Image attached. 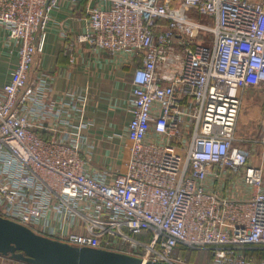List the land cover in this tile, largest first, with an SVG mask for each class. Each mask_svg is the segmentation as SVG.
I'll use <instances>...</instances> for the list:
<instances>
[{"label":"built area","instance_id":"obj_1","mask_svg":"<svg viewBox=\"0 0 264 264\" xmlns=\"http://www.w3.org/2000/svg\"><path fill=\"white\" fill-rule=\"evenodd\" d=\"M82 1L0 0L16 58L0 89V216L144 261L194 264L185 246L211 251L203 264H264V168L237 144L244 94L264 89V0H88L84 31L61 28L71 64L76 42L137 61L118 172L92 169L88 97L53 98L48 75L31 76L54 12ZM226 173L245 193L208 187Z\"/></svg>","mask_w":264,"mask_h":264},{"label":"crops","instance_id":"obj_2","mask_svg":"<svg viewBox=\"0 0 264 264\" xmlns=\"http://www.w3.org/2000/svg\"><path fill=\"white\" fill-rule=\"evenodd\" d=\"M87 4L88 0L75 7L65 3L54 12L44 49L35 56L31 76L48 75L53 98L64 99L68 93L85 94L88 97L85 118L91 126L84 132L96 148L92 154L93 169L96 170L94 165L108 170L125 165L126 169L129 150L122 147V140L127 143L125 134L131 118L128 100L133 89V61L122 54L95 50L86 43L76 42V60L71 64L65 53V40L60 36L62 27L73 40L84 31L82 17ZM5 36L0 23V89L9 80L16 63L15 56H9L4 44ZM150 138H157L153 131ZM6 259L10 258L0 255V264H12L11 259Z\"/></svg>","mask_w":264,"mask_h":264},{"label":"water","instance_id":"obj_3","mask_svg":"<svg viewBox=\"0 0 264 264\" xmlns=\"http://www.w3.org/2000/svg\"><path fill=\"white\" fill-rule=\"evenodd\" d=\"M0 255L26 264H176L144 261L121 252L71 245L37 234L1 216Z\"/></svg>","mask_w":264,"mask_h":264},{"label":"rangeland","instance_id":"obj_4","mask_svg":"<svg viewBox=\"0 0 264 264\" xmlns=\"http://www.w3.org/2000/svg\"><path fill=\"white\" fill-rule=\"evenodd\" d=\"M198 18L204 22L211 23V20L206 17L199 16ZM203 38L208 44L212 42L210 34L204 35ZM131 65H134L135 68L137 61L131 62ZM241 108L237 124V136L244 138V141H239L237 144L242 145L251 151L249 159L250 164L261 165L264 168V144L259 143L257 140L261 132V122L264 113V89L249 88L244 94V100ZM122 147L128 150L125 139L122 140ZM95 149L94 145V152H92V154L95 153ZM94 168L97 171L108 170L107 167L102 168L97 167L96 165H94ZM124 168H118V166H115L111 169V171L118 172L125 170ZM239 181L238 177L226 173L225 176L219 179L210 177L207 184L209 188L215 189L222 195L233 197L238 196L242 192L245 193L244 186ZM188 254V256L192 257L194 254L193 259L190 257L194 264H203L211 258V251L209 250H196L195 253L194 251H190ZM11 260L10 263L12 264H21L20 262L18 263L17 261Z\"/></svg>","mask_w":264,"mask_h":264},{"label":"trees","instance_id":"obj_5","mask_svg":"<svg viewBox=\"0 0 264 264\" xmlns=\"http://www.w3.org/2000/svg\"><path fill=\"white\" fill-rule=\"evenodd\" d=\"M149 237H150V235H146V234L138 236V238H140V239H147V238H149ZM190 251H194V253H195L196 250L188 249V248H186L185 246H179L178 249H177V253H179V254L182 255V256L188 257V259H189L190 261H192V259H193V257H194V254H193V257H192V256H188V255H189L188 252H190ZM190 257H191L192 259H191ZM20 263H21V264H26V263H23V262H20Z\"/></svg>","mask_w":264,"mask_h":264}]
</instances>
